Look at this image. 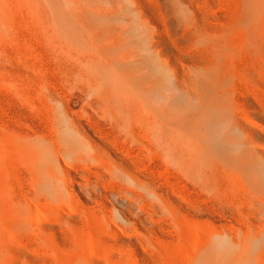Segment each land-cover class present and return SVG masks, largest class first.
I'll list each match as a JSON object with an SVG mask.
<instances>
[{"label": "rangeland", "instance_id": "374dc122", "mask_svg": "<svg viewBox=\"0 0 264 264\" xmlns=\"http://www.w3.org/2000/svg\"><path fill=\"white\" fill-rule=\"evenodd\" d=\"M96 8L110 15L113 26L132 21L144 29L162 67L161 79H151L157 82L150 84L149 97L163 103L170 117L181 118V131L192 140L188 166L182 169L175 164L156 167L157 155L142 153L141 169L154 171L151 175L168 192L164 210L147 209L150 220L134 225L140 234L129 230L123 235L126 240H118L114 260L98 264H203L205 254L219 242L216 252L222 264H264V0H0V140L13 142L26 132L36 133L48 110L53 113V107L66 105L70 117L85 114L84 121L88 118L108 129L86 106L88 98L74 83L68 65L71 44L66 34L74 16L90 23ZM37 113L42 115L39 120ZM89 134L86 137L97 144ZM12 163L9 170L17 180L12 176L6 180L11 192L0 190V215L5 205L13 207L25 226L9 224L2 229L0 264L60 263L51 256L65 254L63 249L72 242H47L53 238L37 231L35 223L39 218L45 222V214L46 222H53L55 206L43 198L36 201L24 163L19 159ZM70 171L77 175L82 170ZM84 202L100 211L96 203ZM37 205L42 215H36ZM74 215L84 220V215ZM91 230L85 231L87 242L89 233L96 240L100 237ZM8 241L12 250L3 248Z\"/></svg>", "mask_w": 264, "mask_h": 264}, {"label": "bare ground", "instance_id": "6f19581e", "mask_svg": "<svg viewBox=\"0 0 264 264\" xmlns=\"http://www.w3.org/2000/svg\"><path fill=\"white\" fill-rule=\"evenodd\" d=\"M91 8L93 9L94 7ZM98 10H93L95 21L90 23L85 20L78 21L84 19L81 18V15H78L79 17L74 16V23L70 27V33L66 34L68 43L71 44H67L71 46H67L70 51L68 65L71 76L75 81L74 83L82 89V92L88 98L86 106L95 110L105 121L106 126H108V129H105L111 132L108 131L110 135L103 129V124L101 127V123L96 122L99 124L96 125V123H91L88 118L84 121L85 114L84 116H79V119L74 118L75 116L73 118L70 117L67 111L71 109L66 105V107H53L51 110L53 113H49V110L45 113L43 112L45 109H42V112L45 113L42 118L40 117L42 115L37 113L39 115L37 120L41 118L43 119L41 121L45 124H43L44 127L36 125L38 126L36 133L31 132L32 134H30V131L29 133L24 131L26 133L16 137L17 140L13 142V139L10 142L5 139L0 140V190L3 191L6 188H8V191L11 190L9 186L7 187L8 183H6V180L11 176L12 180H17V178L13 170L11 172L9 168L13 160L19 159L25 165L29 177L28 180L31 181L33 192L31 193L35 195L36 201L39 198H43L50 205H54L56 209L53 213V222L47 223L46 218L48 216L46 217V214L42 215L37 205L36 215H42L45 218V222H41L42 219L39 220L40 218L37 219L35 222L36 230L53 238H48L47 242H57L59 245L65 243V240L72 242L69 248L65 247L68 250L63 249L67 251L65 254L61 256L49 255L53 260L54 258L56 260L59 258L63 262L62 264L112 262L116 257L115 249L119 247L118 240L123 241L125 239L123 235L128 233L129 230L135 234H140V229L134 225L144 223L148 219L150 220L148 213L151 212V208L155 207L163 212L166 204V193L168 192L160 183L161 181L158 182L159 180L151 175L154 171L150 174L143 170L144 167L141 169L140 162H143V160L139 162L138 159L139 157L144 159V157L141 158L143 156L142 153H155L159 161L155 163L156 167L175 164L179 166L178 168H181L180 166L183 168L188 166L186 164H188V159L192 152V140L188 136L183 135L180 128L183 123L180 121L181 118L175 115V117H170L171 115L167 114L168 110L166 111L163 103L153 102L149 97L150 84L157 82L151 79L153 76L156 77L154 79L160 78L159 72L162 67L157 63L158 61L156 60L158 59L152 53L153 47L148 40L146 32L140 24L132 23V21L127 26H113L110 22V15ZM83 14L82 16L84 17ZM64 54L66 55V53ZM63 103L70 104L68 102ZM45 104L44 106H46ZM87 108L84 109L88 110ZM88 113L90 114V112ZM80 120H83V122ZM94 120L96 121V119H93L92 122ZM41 121H38L39 125ZM0 125L3 128V124L0 123ZM40 127L41 129H39ZM5 129L7 128L5 127L3 130ZM86 133H90L91 135H89L93 136L92 138L97 144L90 141L86 137ZM128 146H133L138 151L135 149V152L131 151ZM218 148L221 147L218 146ZM222 148L225 149L226 147L222 146ZM157 164L159 165L157 166ZM12 166L15 167L16 165L13 164ZM71 169L82 171L81 173L74 171V173H78L75 175L73 171H70ZM8 171L13 173L14 177ZM147 171L149 170L147 169ZM25 179L23 177V180ZM20 186L22 187V185ZM23 186L29 191L26 188L27 184L26 187L25 185ZM75 188H77L79 194L78 192L76 194ZM18 193L20 194V192ZM14 194H12V197L15 198L16 194ZM5 197L8 199L9 195ZM85 200L96 203L100 211L96 212L91 206L84 205ZM10 201L12 204V199ZM104 203H109L111 207L106 206ZM50 205H47L48 208ZM40 207L42 206L40 205ZM12 208L5 205L4 213L0 215V236L2 229L6 230L9 224L25 226V220L15 216ZM45 208L47 211V207ZM74 214L84 215V220L78 218L81 217L80 215L77 217L80 220L76 219L73 217L75 216ZM96 219L98 223H95ZM128 224L133 227L128 228ZM86 229H92L94 233L100 235L99 239L96 240L93 234L87 233L89 235V241L87 242L84 237ZM58 234L60 236L54 240L53 236ZM10 241L6 242L7 245L5 244L3 248L12 250L11 247L13 245L10 244L11 247L9 246ZM218 244L216 246L220 250L222 242ZM132 245L130 244V248ZM17 246L16 250L19 247ZM52 246L54 245L52 244ZM216 246H213L212 251L205 254L203 264L224 263L217 256L219 252H216V249H218ZM50 247L51 244H49ZM22 256L20 257L22 258ZM44 257L42 258L44 259ZM45 258H47V255ZM79 258L82 259L80 260ZM17 259H15L16 262ZM10 260L6 258L7 262ZM12 260L14 259L12 258ZM56 263L58 264L59 260Z\"/></svg>", "mask_w": 264, "mask_h": 264}]
</instances>
